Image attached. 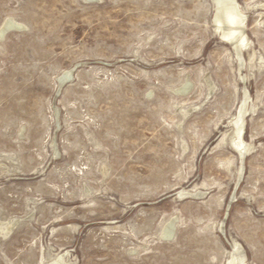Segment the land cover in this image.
I'll return each instance as SVG.
<instances>
[{
  "label": "rangeland",
  "instance_id": "374dc122",
  "mask_svg": "<svg viewBox=\"0 0 264 264\" xmlns=\"http://www.w3.org/2000/svg\"><path fill=\"white\" fill-rule=\"evenodd\" d=\"M237 2L242 65L214 0H0V264H264V0Z\"/></svg>",
  "mask_w": 264,
  "mask_h": 264
},
{
  "label": "bare ground",
  "instance_id": "6f19581e",
  "mask_svg": "<svg viewBox=\"0 0 264 264\" xmlns=\"http://www.w3.org/2000/svg\"><path fill=\"white\" fill-rule=\"evenodd\" d=\"M214 1H215V8H216V18L214 19V22H216L215 27L217 30H219V33L222 39L227 41V43L229 42L233 46L236 52V55L239 58L240 64L242 65L244 62V59L242 58V53H243L242 49L246 48L249 45V40H250L249 36L247 35L245 31L246 29L245 22L247 21L246 20L247 15L245 12H243L237 0H214ZM16 22H14L13 19L11 18L5 21L4 26L2 27V29H0V36L5 34L9 29H12L15 27L18 28L19 25H17ZM251 56L252 55H250V57ZM248 96L249 94H247V92L245 91L244 99L242 101L240 108L238 107L239 110L233 122L234 135L230 140L231 144L239 151V153L242 156L245 154L246 151L251 149L250 148L251 144H247L243 136L244 122H245L244 119L246 117L245 115L250 111V108L247 107V103H248L247 100L250 99L248 98ZM201 194H202L201 191H191L187 189H183L179 191V195L181 197L186 196V195L198 196ZM17 221L18 220H15L8 224V226L6 227L5 234H9L13 230ZM174 228L175 227H174L173 222H170L164 228V231H163L164 236L167 237L168 239L170 237H173ZM63 259H64V256H60L52 264H67V262ZM226 264H246L244 251L242 250V247L238 242H235L234 251L232 252Z\"/></svg>",
  "mask_w": 264,
  "mask_h": 264
},
{
  "label": "water",
  "instance_id": "95a60500",
  "mask_svg": "<svg viewBox=\"0 0 264 264\" xmlns=\"http://www.w3.org/2000/svg\"><path fill=\"white\" fill-rule=\"evenodd\" d=\"M181 197V196H180ZM183 197H188V195H186V196H183Z\"/></svg>",
  "mask_w": 264,
  "mask_h": 264
}]
</instances>
